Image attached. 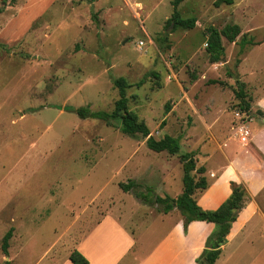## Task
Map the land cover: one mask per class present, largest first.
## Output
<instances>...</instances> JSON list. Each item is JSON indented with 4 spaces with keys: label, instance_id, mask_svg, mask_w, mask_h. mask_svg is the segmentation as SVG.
Instances as JSON below:
<instances>
[{
    "label": "rangeland",
    "instance_id": "obj_1",
    "mask_svg": "<svg viewBox=\"0 0 264 264\" xmlns=\"http://www.w3.org/2000/svg\"><path fill=\"white\" fill-rule=\"evenodd\" d=\"M29 1L0 0V44L7 46L0 47V264H63L106 211L136 245L122 259L105 255L135 264L133 257L150 252L182 217L120 187L135 181L143 191L174 198L183 190L178 156L155 153L141 135L74 112L111 113L118 78L132 85L129 109L153 137L180 138L182 154L197 151L209 187L234 163L227 142L253 153L259 168L234 167L228 176L240 181H230L231 189L244 181L250 200L237 219L243 236L230 232L217 264H264V151L253 139L264 130V0L219 8L215 0H185L178 10L197 19L192 30L169 22L173 0H42L44 8L21 18ZM234 24L241 35L233 43L223 37L225 55L212 63L207 29ZM238 80L245 101L237 96ZM243 127L250 132L246 144ZM10 229L6 255L2 243Z\"/></svg>",
    "mask_w": 264,
    "mask_h": 264
},
{
    "label": "trees",
    "instance_id": "obj_2",
    "mask_svg": "<svg viewBox=\"0 0 264 264\" xmlns=\"http://www.w3.org/2000/svg\"><path fill=\"white\" fill-rule=\"evenodd\" d=\"M95 1V0H80ZM184 0H173L174 8L172 18L169 22L174 23L176 27L184 30H192L196 27L197 19L195 17L183 18L178 7ZM233 5L234 0H216L214 6L219 8L222 5ZM207 36V54L212 63H218L225 55V47L222 38L225 37L229 42L233 43L241 35V28L238 25H227L223 30L219 31L215 27H209L206 31ZM246 36H243L242 45H246ZM253 43V41H250ZM0 47L6 49L7 46ZM239 92L237 96L245 101L244 84L238 80ZM143 82H139L137 86H141ZM114 85L118 88L119 99L115 103V108L111 113L103 111H92L89 107H81L74 110L83 119H101L105 120L108 125L120 128L122 133L127 136L141 135L146 139L148 149L155 153H167L171 156H178L182 165L183 192L177 198L170 196L161 197L154 194L153 190L148 188L142 190V186L135 181L129 183H120V187L125 192L132 193L140 202L156 206L163 214H169L174 210H178L184 221V229L187 232L189 225L194 221H203L215 225V230L208 237L205 249L201 256L197 259L200 264H217L222 248L228 243L233 224L237 221L239 214L246 207L250 200L247 189L243 184L232 182V194L230 197L216 210H204L199 206L195 197L196 193H203L208 189V182L205 176L206 168L198 165L197 153L195 151L181 153L180 138L165 135L160 139H156L151 135L150 129L145 122L140 121L138 116L129 109V98L127 90L132 87L125 78L114 80ZM187 88H185V91ZM245 109H249V104H245ZM119 123L120 125H116ZM164 124V122H163ZM13 237V229H10L3 238L2 250L8 255L9 243ZM70 261L73 264H89L88 259L78 250H74L70 254ZM6 262L5 264H9Z\"/></svg>",
    "mask_w": 264,
    "mask_h": 264
},
{
    "label": "crops",
    "instance_id": "obj_3",
    "mask_svg": "<svg viewBox=\"0 0 264 264\" xmlns=\"http://www.w3.org/2000/svg\"><path fill=\"white\" fill-rule=\"evenodd\" d=\"M41 1L42 0H30L23 8L20 17H25L26 19H28L27 16L29 10H32V12L30 13V15H32L35 14L36 10L40 11L42 8H44L45 5L42 4ZM38 15L40 14H37L36 16ZM258 17L260 19L259 15ZM260 131H256L257 133H254L255 135L253 139L256 140L257 146L261 148L262 151H264L263 127L260 129ZM236 144L237 143L231 141L227 142V149L225 151L226 155L229 154L227 155V159L229 161L234 160L232 167H229L230 169L223 176L221 174V176H219V178L215 180V183L212 186L208 187V189L203 192V194L198 198V204L204 210H216L230 197V195L232 194L230 181L240 182L238 180H228V176H230L235 168L238 169L241 167L242 169H246L252 172L256 168L260 167L259 161L255 158L252 152L247 149L241 148ZM214 147H216L217 149L222 147L220 139H215ZM195 152L197 153V151ZM217 152L222 159L223 157L220 154V150L216 151V153ZM225 161L226 160L223 158L222 162L218 166L222 167L221 170L224 168ZM242 183H244V181H242L241 184ZM179 195L180 194H177L176 196H174V198H177ZM245 211L247 212L248 210L244 208L240 213V217H238V220L246 213ZM112 215L113 213H110L108 211L104 212V215L99 220L95 228L90 231V235L86 234L87 237L85 236V239L78 241V243L76 244L75 249L88 259L89 264H117L118 262H116V259H109V257L105 255L106 251L107 253L111 254L116 252V255L114 256L122 259L125 254L127 252L130 253L136 245L135 239L130 234V232H127L122 227H120L119 221H113L111 219ZM176 220L177 221L171 226L172 228L170 229V231L166 233L164 238L150 252L142 257L141 255H139L138 257H133L136 262L135 264H198L197 259L203 253L205 249V242L211 235V233H213L215 225L203 221H194L189 225L187 232H185L183 218L181 217ZM238 220L233 224L231 232L233 231V229H236L237 235H235L237 237H240L243 236V226H237ZM100 236L104 237V240L102 238L99 246L96 241L93 242V240L96 237ZM228 240H230V238H228ZM234 241H236V239ZM107 242H110L112 245L107 246ZM107 248L110 250H107ZM72 252L73 250L69 252V257ZM63 264L73 263L69 259Z\"/></svg>",
    "mask_w": 264,
    "mask_h": 264
},
{
    "label": "built area",
    "instance_id": "obj_4",
    "mask_svg": "<svg viewBox=\"0 0 264 264\" xmlns=\"http://www.w3.org/2000/svg\"><path fill=\"white\" fill-rule=\"evenodd\" d=\"M246 127L240 128V142L246 144L250 137L249 130L245 129Z\"/></svg>",
    "mask_w": 264,
    "mask_h": 264
}]
</instances>
